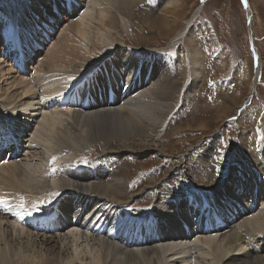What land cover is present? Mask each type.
Masks as SVG:
<instances>
[{
	"label": "bare ground",
	"instance_id": "obj_1",
	"mask_svg": "<svg viewBox=\"0 0 264 264\" xmlns=\"http://www.w3.org/2000/svg\"><path fill=\"white\" fill-rule=\"evenodd\" d=\"M139 1L19 0L10 5L12 25L4 30L9 31L12 45H0V129H10L7 134L15 142L2 158L14 150L19 155L0 163V199L6 201L0 205V264H264V154L259 158L247 153L250 173L238 170L221 177L217 202L209 199L204 187L194 196H199L198 201L182 202L178 214L171 209L172 204L162 200L173 210L174 222L165 223L171 216H161L157 231L152 219L140 220L126 213V205L141 192L128 202L116 200L124 195L123 178L108 163L111 156L102 163L104 156L100 153L78 169L76 162L66 163L57 155L69 150L70 156L76 157L97 143L109 146L112 140L120 142L118 151L152 152L147 151L151 146L143 141L156 136L173 107L172 97L177 98L180 90L172 60L166 63L171 70L168 80L155 69L160 52L145 49L135 53L126 45L102 53L109 56L107 63L88 74L91 68L85 67L95 58L89 48L111 41L109 35L118 24L127 29L130 19L125 13ZM173 3L163 0L161 5L171 9L177 4ZM249 18L253 29L256 19L251 6ZM172 20L159 17L147 25L156 27L162 36ZM51 43L55 44L45 58L46 53L37 55L41 58L39 65L43 61L42 67H35L37 50ZM195 54L191 63L193 82L184 95L186 99H193L201 86V71L197 68L200 58ZM257 66L259 74L251 86L253 91L262 71L260 57ZM79 71L83 75L75 77L71 88L59 85L63 78L71 79ZM32 128L37 132L32 134L31 144L40 146L41 142L46 151L45 163L52 154L58 160V180L51 184L46 182V175H40L43 166L31 169V163L23 165L33 154L34 145L24 155L29 157L17 161L30 146L25 134ZM4 138L0 152L12 141ZM108 151L115 152L110 148ZM253 168L257 174L251 172ZM186 172L191 170L187 167ZM47 183L51 185L53 209L37 220L29 216V209L38 204L43 194L38 190ZM105 208L108 215L103 217ZM118 215L124 216L128 225L119 227L123 223L116 221ZM29 224L47 234L41 235L44 240L40 246L32 241L40 235L30 233ZM26 238L31 240L28 243L33 242L32 250L24 245Z\"/></svg>",
	"mask_w": 264,
	"mask_h": 264
},
{
	"label": "rangeland",
	"instance_id": "obj_2",
	"mask_svg": "<svg viewBox=\"0 0 264 264\" xmlns=\"http://www.w3.org/2000/svg\"><path fill=\"white\" fill-rule=\"evenodd\" d=\"M18 3L19 0H0V13L10 11V5ZM162 3L163 0H141L133 4L125 13L130 19L128 28L118 24L114 29L115 32L112 31L109 35L111 41L102 42L104 47L89 46L91 47L89 50L94 51L95 58L85 66L86 69H92L107 63L109 56L103 54L110 48L116 50L126 45L135 53L150 49L161 53L156 60L159 66L155 65V69L159 74L164 75L165 80L166 78L168 80L171 70L166 63L172 60L177 70L174 79L179 78L180 90L177 98L172 97L173 107L162 126L158 128L156 136L148 137L143 141L151 146L146 150L152 152L142 153L129 149L118 151L116 147L120 142L112 140L109 146L105 142L97 143L83 154L78 153L76 157H71L69 150H66L62 156L60 151L57 154L66 163L76 162L78 169L87 165L100 153L104 156L103 160L101 159L102 163L111 156L112 160L110 159L108 163L112 165L116 174L123 178L124 195L120 196L121 198L118 196L116 200L128 202L132 195L141 192L126 205L127 212H125L136 219H153V229L156 231L157 220L161 216H171L165 223H173V210H177L178 214L182 202L187 198H194L198 189L203 191L202 187L210 198L218 201L220 197L216 191L221 187V177L238 170L248 173L247 168L251 165L247 153L259 158L264 154V0H174L173 4H177L171 9L162 6ZM250 6L256 19L253 29L249 24ZM166 16L174 21H169L170 25L162 36L156 27L151 28L147 25L151 20H157L159 17L165 19ZM251 30L252 34H250ZM96 40L98 39L95 37L94 43ZM52 44L45 46L43 50H37L35 58L38 60L35 67L41 61L37 55L46 53L45 58L55 43ZM254 47L259 54L262 71L257 80V89L253 91L251 86L256 75L259 74V70L256 71L255 68ZM196 52L200 58L197 68L201 71V86L196 95L192 96L193 99H186L184 95L190 91L193 82L191 63L196 57ZM10 63L13 65L12 60ZM41 64L37 68L42 67ZM82 72L79 71L78 75L73 74L71 79L63 78L64 80L62 79L58 84L71 88L77 79L75 77L83 75ZM102 74L104 73L99 75L103 76ZM35 131L37 132L32 128V131L26 134L30 146L34 145L35 149L23 165L31 163L35 166H31V169H35L36 165L43 166L40 175L42 177L46 175L50 180L46 182L51 184L58 180V160H54L52 154L49 159L47 158L48 163H45L46 151L42 148L41 142L40 146L31 144L32 134L36 135ZM141 140L138 139L136 142ZM30 146L25 148L18 162L29 157L24 158V155L28 150L33 149ZM156 146H159L158 149ZM109 148L115 152L108 151ZM107 151L109 154L105 156ZM187 167L191 172H186ZM255 171L257 174L255 168L251 170V172ZM205 176L207 177L204 178ZM48 183L45 184L46 188L38 190L45 196L42 194L38 204L29 209L32 212L29 216L36 217L37 220L48 216L53 209L54 198L52 199L51 185ZM146 188L148 190L144 191ZM234 190L232 189L231 193L234 194ZM48 195L51 198H47ZM146 195L150 198L146 199ZM162 200L172 204L173 210L163 205ZM105 210L103 217L108 215L107 208ZM118 216L116 218L120 219L116 221L123 223L119 227L128 225L124 216ZM160 224L164 227V223ZM27 230L32 234L40 235V239L32 240L36 241L37 246H40L39 244L44 240L41 235L47 236L37 232L32 224L28 225ZM28 240L31 241L27 238L23 239V243L32 250L33 242L28 243Z\"/></svg>",
	"mask_w": 264,
	"mask_h": 264
},
{
	"label": "water",
	"instance_id": "obj_3",
	"mask_svg": "<svg viewBox=\"0 0 264 264\" xmlns=\"http://www.w3.org/2000/svg\"><path fill=\"white\" fill-rule=\"evenodd\" d=\"M250 34H252L251 31H250ZM254 53H255V58H256L255 65H256V71H257L258 70V68H257V60H258L259 54L257 53V49L255 47H254Z\"/></svg>",
	"mask_w": 264,
	"mask_h": 264
},
{
	"label": "snow or ice",
	"instance_id": "obj_4",
	"mask_svg": "<svg viewBox=\"0 0 264 264\" xmlns=\"http://www.w3.org/2000/svg\"><path fill=\"white\" fill-rule=\"evenodd\" d=\"M5 203H6V201L0 199V205H3V204H5Z\"/></svg>",
	"mask_w": 264,
	"mask_h": 264
}]
</instances>
